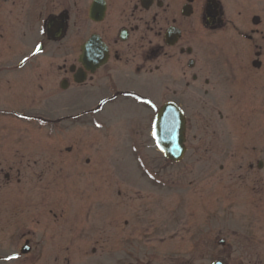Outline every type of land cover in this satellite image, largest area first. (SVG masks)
<instances>
[{
  "label": "flooded vegetation",
  "instance_id": "flooded-vegetation-1",
  "mask_svg": "<svg viewBox=\"0 0 264 264\" xmlns=\"http://www.w3.org/2000/svg\"><path fill=\"white\" fill-rule=\"evenodd\" d=\"M24 67L29 73L19 72ZM13 77L43 99L46 88L75 91L86 106L69 116L88 128L78 142L68 130L69 144H61L66 139L58 129V144L36 152L54 159L52 181L42 170L25 176L15 169L17 184L22 175L39 189L23 194L18 209L7 193L12 166L0 162V264H137L139 215L122 207L120 192L121 208L108 215L103 177L85 183L95 185L93 192H80L74 180L70 192L44 191L51 183L67 185L66 167L104 163L96 155L104 153L99 138L107 136L100 122L114 103L142 102L153 120L162 105H176L185 120V154L197 120L194 151L232 154V255L236 224L248 234L245 246L254 243L253 233L264 234V0H0V118L22 120L23 112L7 109ZM139 83L150 94L123 89ZM126 132L135 149V131ZM85 137L97 144L83 145ZM24 153L21 159L34 152Z\"/></svg>",
  "mask_w": 264,
  "mask_h": 264
},
{
  "label": "rangeland",
  "instance_id": "rangeland-1",
  "mask_svg": "<svg viewBox=\"0 0 264 264\" xmlns=\"http://www.w3.org/2000/svg\"><path fill=\"white\" fill-rule=\"evenodd\" d=\"M28 71L27 67L19 70ZM11 79L13 85L5 95L7 109L8 112H23V116L19 117L22 120H15L13 115L0 118V162L7 167L12 166L11 171L7 168L3 171H9L12 184L7 193L12 195L13 208L18 209L23 194L38 193L39 189L36 184H24L22 175L17 184L15 169L20 168L25 176H31L32 170L37 173L42 170L44 180L52 181L48 178L54 176L55 168L51 164L54 159L45 157L46 153L38 157L36 152L51 150L50 147L58 144L56 135L60 134L65 140L70 129L76 132V137L72 138L78 142L88 127L75 123V117L69 116L80 113L86 106L78 100L80 97L75 91L60 92L46 88L43 99L39 89L22 85L19 78ZM123 89L150 94L149 87L140 83ZM144 108L142 102L105 106L99 121L100 133L107 135L99 138L105 149L104 153L96 154L99 158L103 156L104 163L98 168H83L79 166L78 159L77 167L64 169L66 190L62 183L59 186L51 183L44 191L59 192L61 186V192H70L68 185L74 180L82 183L76 185L82 189L80 192H93L90 187L95 185L89 187L88 183L91 184L94 176L103 177L107 182L104 185L108 196L106 209L111 212L108 215L121 208L117 192L123 195L122 207L128 209L129 215L133 214V209L139 215L137 264H211L218 258L227 264H262L264 234L253 233L254 243L245 246L243 241L248 234L237 224L234 226L237 243L232 255L231 152L194 151L192 148L198 143L191 138L197 132L198 122L193 120L192 130L188 132L190 145L184 159L179 163L167 161L151 138L154 112ZM58 129L64 133L58 134ZM128 129L135 131V149L128 147L129 141L125 136ZM67 139L61 144H69ZM81 143L97 144L93 138L87 142L86 137ZM28 150L34 152L31 158L21 159L20 155ZM33 161L36 163L30 171L24 169L32 166ZM219 165L222 169L218 168ZM241 214L243 217L244 213L237 210L236 216ZM169 218H172V225H167ZM218 240H223L224 244L219 245Z\"/></svg>",
  "mask_w": 264,
  "mask_h": 264
},
{
  "label": "water",
  "instance_id": "water-1",
  "mask_svg": "<svg viewBox=\"0 0 264 264\" xmlns=\"http://www.w3.org/2000/svg\"><path fill=\"white\" fill-rule=\"evenodd\" d=\"M185 120L181 110L172 103L162 105L156 112L151 136L156 148L169 162H180L185 154ZM212 264H223L214 261Z\"/></svg>",
  "mask_w": 264,
  "mask_h": 264
},
{
  "label": "snow or ice",
  "instance_id": "snow-or-ice-1",
  "mask_svg": "<svg viewBox=\"0 0 264 264\" xmlns=\"http://www.w3.org/2000/svg\"><path fill=\"white\" fill-rule=\"evenodd\" d=\"M36 48H37V51L40 50V46L39 45H37ZM6 258L10 259L11 257H6Z\"/></svg>",
  "mask_w": 264,
  "mask_h": 264
}]
</instances>
